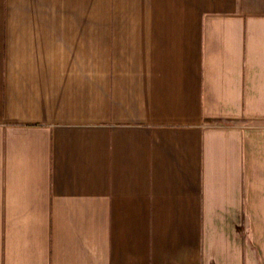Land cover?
Segmentation results:
<instances>
[{
  "label": "crops",
  "instance_id": "0c3cea01",
  "mask_svg": "<svg viewBox=\"0 0 264 264\" xmlns=\"http://www.w3.org/2000/svg\"><path fill=\"white\" fill-rule=\"evenodd\" d=\"M0 264H264V0H0Z\"/></svg>",
  "mask_w": 264,
  "mask_h": 264
}]
</instances>
